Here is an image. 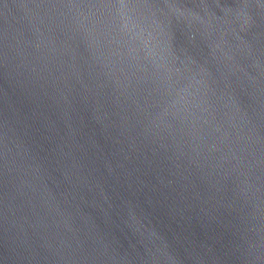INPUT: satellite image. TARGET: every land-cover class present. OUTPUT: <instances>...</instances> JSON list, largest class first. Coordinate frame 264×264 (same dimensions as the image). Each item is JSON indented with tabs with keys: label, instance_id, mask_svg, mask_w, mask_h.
<instances>
[{
	"label": "water",
	"instance_id": "water-1",
	"mask_svg": "<svg viewBox=\"0 0 264 264\" xmlns=\"http://www.w3.org/2000/svg\"><path fill=\"white\" fill-rule=\"evenodd\" d=\"M0 264H264V0H0Z\"/></svg>",
	"mask_w": 264,
	"mask_h": 264
},
{
	"label": "snow or ice",
	"instance_id": "snow-or-ice-1",
	"mask_svg": "<svg viewBox=\"0 0 264 264\" xmlns=\"http://www.w3.org/2000/svg\"><path fill=\"white\" fill-rule=\"evenodd\" d=\"M121 2H123V0H121Z\"/></svg>",
	"mask_w": 264,
	"mask_h": 264
}]
</instances>
